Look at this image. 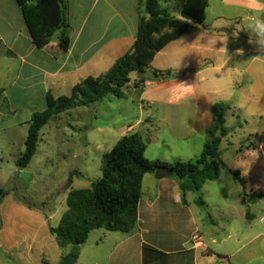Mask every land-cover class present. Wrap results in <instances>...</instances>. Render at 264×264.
Instances as JSON below:
<instances>
[{
	"label": "crops",
	"instance_id": "1",
	"mask_svg": "<svg viewBox=\"0 0 264 264\" xmlns=\"http://www.w3.org/2000/svg\"><path fill=\"white\" fill-rule=\"evenodd\" d=\"M66 1L70 42L69 48L63 51L58 47L60 31L56 42L37 48L18 3L0 0V73L5 78L0 86L3 92L0 113L9 116L26 110L23 106L44 104L49 92L56 97L69 95L82 80L107 73L116 60L133 47L140 20L146 15L145 0ZM14 4L18 7L17 20ZM257 15L259 13L237 6L233 0H209L205 22L194 25L190 32L172 41L155 56L149 71L171 74L150 78L137 73L134 88L141 90L138 98L143 108H156L158 113L146 119L147 125L168 124L177 115L183 128L201 133L206 139V132L213 125V106L224 101L230 105L225 124L230 133L222 138L221 145L224 142L228 146L234 144L236 124L249 126L259 120L262 132L254 135L261 137V141L250 147L264 157V53L258 50L255 37L252 44L248 43L246 31L249 20ZM237 49H243L242 56L234 55ZM258 55L262 56L256 58ZM173 73L177 75L172 78ZM181 84L192 85L193 93L174 102L180 95L176 87ZM229 115L234 119L231 126L227 123ZM140 125L141 120L127 131L133 132ZM128 133L123 132L121 137ZM183 137L190 138L189 135ZM251 159L264 168L257 157ZM223 172L230 174L223 170L221 175ZM220 176L207 182H215ZM82 178L83 174L77 179ZM75 185L74 179L69 191L75 189ZM243 191L242 187L240 194ZM191 192H186L183 201L179 179L159 180L155 174H146L138 221L112 252H120L127 258L132 251L137 252L139 264H264V207L257 213L252 209L264 199L253 203L239 196L245 207L238 215L231 214L232 217L222 221L210 216L206 225L202 208L208 207V202L203 200V206H199L197 200L191 203L188 199ZM223 204L221 208H226L227 214L231 203L223 201ZM65 212L58 214L55 209L44 212L16 199L3 201L0 206V264H33L37 260L41 264H59L68 247L64 250L59 247L50 227H57ZM195 234L202 242L193 240Z\"/></svg>",
	"mask_w": 264,
	"mask_h": 264
},
{
	"label": "rangeland",
	"instance_id": "2",
	"mask_svg": "<svg viewBox=\"0 0 264 264\" xmlns=\"http://www.w3.org/2000/svg\"><path fill=\"white\" fill-rule=\"evenodd\" d=\"M215 1L217 0H212V2ZM161 7L176 12L174 0H162ZM17 9L18 7L14 4L15 20L19 17ZM207 25L208 23L206 27L209 31L210 27ZM57 36L58 32L53 36L52 42L57 41ZM173 75L177 74L173 73L172 78ZM136 77L137 73H132L129 86L123 89L126 98L109 95L101 102L74 108L54 116L41 130L37 153L25 169H20L17 162L25 150L32 112L44 110L47 104L40 102L35 106H23L26 110L9 116L0 113V188L8 192L4 202L16 199L42 209L44 212L55 209L58 214H62L68 208L67 194L73 180L77 182L74 188L80 189L90 188L92 182L100 179L104 157L122 138L121 134L125 131L129 132L128 134H141L147 146L145 155L148 159L169 162L197 160L208 138L205 139L201 133H191L189 129L183 128L182 121L177 115L168 124L147 125L146 119L151 115L157 116L158 113L156 108L154 110L143 108L138 98L141 90L134 88ZM4 81L5 78L0 73V86ZM62 92L65 94V91ZM219 96L218 98H224ZM219 102L226 103L224 101L217 103ZM32 108L34 111L31 110ZM139 120L142 121V125L136 126L133 132L127 131ZM227 123L228 126L234 123L230 115ZM261 132L259 120L249 126L238 123L234 140H232L234 144L228 146L224 142L220 147L221 161L232 170L239 171L247 179L248 186L245 187L247 193L264 194V168L259 167L258 163L251 159L253 156L257 157L260 160L259 163L264 166V157L250 147V144L255 147V144L261 141V137L257 138V135H254H261ZM183 135H189L190 138ZM82 174L84 178L77 179ZM70 177L72 182H69ZM242 187L230 174L223 172L219 180L207 182L200 193L191 192L188 199L192 203L200 196L208 202V207L202 208L203 215L207 218L206 225H208L210 216L222 221L232 217L231 214L238 215V211L243 210L245 207L241 200L243 194H240ZM223 201L231 203L229 209L232 212L229 211L226 214V208H221V205H224ZM262 207H264V200L252 206V209L257 213ZM122 237L124 233L121 232H110L104 229L93 231L88 243L84 245L79 264H123L125 262L139 264V255L132 251L133 249L128 258L122 257L120 252H112L119 246ZM97 241L98 244L95 243ZM71 249L72 246H68L67 253ZM33 264L41 263L37 260Z\"/></svg>",
	"mask_w": 264,
	"mask_h": 264
},
{
	"label": "trees",
	"instance_id": "3",
	"mask_svg": "<svg viewBox=\"0 0 264 264\" xmlns=\"http://www.w3.org/2000/svg\"><path fill=\"white\" fill-rule=\"evenodd\" d=\"M15 1L22 9L26 26L37 48L49 46L58 31V47L63 51L69 48L70 25L66 0ZM161 1L145 0L146 15L140 20L133 47L118 58L107 73L82 80L72 88L69 95L56 97L51 92L47 94L46 109L34 112L31 117L25 150L17 162L20 169L27 168L35 157L41 130L54 116L101 102L109 95L126 98L123 89L130 83L132 73L147 74L158 52L190 32L194 25L205 22L209 0H174L175 13L161 7ZM155 73L156 77L171 74L158 71ZM2 94L0 90V97ZM229 109L230 105L223 102L213 106V125L207 130L208 140L195 161H150L146 158L147 146L141 134L133 133L122 137L104 157L102 177L88 189L70 190L66 200L67 211L57 227H50L61 249L72 246L71 251L62 256L59 264H77L81 246L88 241L94 230L130 233L138 221L143 178L146 174H154L160 167H169L175 171L174 177L181 182L183 201L187 191L199 192L207 181L217 179L223 170L228 171L243 186L245 200L255 203L264 199V194L247 193V179L221 161V141L230 133L225 125ZM218 131L220 137L217 136ZM69 182H72V177ZM7 196L8 192L0 188V206ZM197 204H205L202 197L199 196ZM1 227L0 214V230Z\"/></svg>",
	"mask_w": 264,
	"mask_h": 264
},
{
	"label": "clouds",
	"instance_id": "4",
	"mask_svg": "<svg viewBox=\"0 0 264 264\" xmlns=\"http://www.w3.org/2000/svg\"><path fill=\"white\" fill-rule=\"evenodd\" d=\"M228 2V0H226ZM233 2L239 7H245L249 9L251 12L259 13V15L252 17L247 23V30L249 33L248 43H253V37H255V42L259 45L258 50L264 53V2L262 0H233ZM227 42H225V52L227 53ZM236 56L243 55V49H237L234 53ZM262 55L256 56V58H260ZM177 91L180 93L176 97L174 102H179L181 99H185L193 93L192 85H178L176 87ZM242 107V105H241ZM256 153H254L255 155Z\"/></svg>",
	"mask_w": 264,
	"mask_h": 264
},
{
	"label": "water",
	"instance_id": "5",
	"mask_svg": "<svg viewBox=\"0 0 264 264\" xmlns=\"http://www.w3.org/2000/svg\"><path fill=\"white\" fill-rule=\"evenodd\" d=\"M155 76V73L153 72H148V77L150 78H153ZM175 75H173L174 77ZM217 136L220 137L221 134L220 132L218 131L217 132ZM155 178L156 179H165V178H172L175 176V171L169 167H160V168H157L156 171H155Z\"/></svg>",
	"mask_w": 264,
	"mask_h": 264
},
{
	"label": "built area",
	"instance_id": "6",
	"mask_svg": "<svg viewBox=\"0 0 264 264\" xmlns=\"http://www.w3.org/2000/svg\"><path fill=\"white\" fill-rule=\"evenodd\" d=\"M193 240L196 241V242H198V243L202 242V241H201V238H200V236H199L198 234H195V235L193 236Z\"/></svg>",
	"mask_w": 264,
	"mask_h": 264
}]
</instances>
